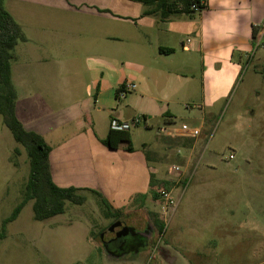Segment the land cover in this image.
<instances>
[{
    "label": "crops",
    "instance_id": "obj_1",
    "mask_svg": "<svg viewBox=\"0 0 264 264\" xmlns=\"http://www.w3.org/2000/svg\"><path fill=\"white\" fill-rule=\"evenodd\" d=\"M203 4L205 8L200 13L163 16L159 13L146 15L144 4L130 0L5 1L7 10L23 28L27 40L22 43L29 48V62L17 69L12 66L17 117L25 129L42 136L51 147L49 160L55 184L62 188L97 191L113 209L127 217L145 211L150 203H154L155 168L152 163H155L148 156L151 150L144 148L140 153L134 147V151L129 152L127 144L112 150L103 143L111 130V119H134L115 107L116 101L105 88L112 83L119 85L115 97L121 98L117 92L129 84L130 76L120 68L129 61L108 54L113 50L114 40L128 35L141 38L138 52L141 56V116L145 121V137L155 130L159 137L152 144L159 145L155 151L162 145H197L201 135L196 138L169 137L161 132L163 127L177 126L171 106L183 101L187 94L193 97L194 87L198 85L200 92L197 91L195 96L201 101L203 119L196 127L202 129L213 110L220 108L231 95L243 70V60H251L254 45L264 33V0H203ZM81 23H85V30L88 29L90 43L100 42L106 51L90 64L91 83L86 88L88 99L93 101L72 116L55 104H83L77 99V88L81 84L73 73L75 65L59 60L49 62L47 55L64 53L68 46L76 45L75 39L84 32ZM187 48L190 49L187 54L197 55L198 62L185 59L179 65H172L169 61L172 56L179 51L185 54ZM259 59L264 60V52L260 53ZM34 70H51L49 76L53 81L44 74H41L42 80L37 81ZM60 71H68V75L62 76ZM141 145H148V141H142ZM214 180V176H203L198 182L206 187L205 183ZM188 184L187 178L184 189L175 188L171 190L172 195L179 191L182 196ZM159 199L154 200L158 203ZM177 208L178 204L168 212L162 209L161 212L169 214L170 221ZM129 227L141 232L135 226ZM81 229V242L87 241L101 252L96 234L90 229ZM149 233L147 243L151 245L155 228ZM175 245V241L167 240L164 246L155 247L165 264H212L210 255L203 251L180 253L175 251ZM143 249L139 244L119 259L133 255L136 262Z\"/></svg>",
    "mask_w": 264,
    "mask_h": 264
},
{
    "label": "rangeland",
    "instance_id": "obj_2",
    "mask_svg": "<svg viewBox=\"0 0 264 264\" xmlns=\"http://www.w3.org/2000/svg\"><path fill=\"white\" fill-rule=\"evenodd\" d=\"M81 25L84 32L79 34V39H75L76 45L68 46L64 53L47 55L49 62L59 60L75 65L73 73L76 76H70H75L81 84L77 88V99L83 104H55L72 116L77 110L83 111L93 101L88 99L86 88L91 83L90 64L96 56L106 51L100 42L94 45L93 41L90 43V35L86 32L88 29H84L85 23ZM140 40L131 35L114 40L113 50L108 54L129 61L120 71L129 74L128 83H135L136 89L119 99L115 97L119 85L113 86L112 83L105 88L116 101L115 107L122 110L125 116L142 119L141 125L130 132L133 146L140 153L144 148L151 150L148 156L155 163L152 166L155 168L156 191L162 187L161 184L170 191L175 188L183 190L188 178L185 193L181 196L177 191L173 195L178 204L176 214L170 221L169 214H162L161 209L164 210L167 204L160 196L159 202L153 198L154 203H150L145 211L131 213L129 217L123 216L117 220L137 227L146 239H149V232L155 227L151 245L143 249L136 263L133 255H125L122 259L106 256L101 235L116 221L107 216L97 194L84 192L88 200L85 204L67 202L65 214L45 221L35 220L34 201H30L17 220L7 225L6 237L0 240V264H165L155 247L164 246L167 240L175 241L174 249L180 253L203 251L210 255L212 264H224V260L225 264H263L264 60L259 59V55L264 52V33L254 45L251 60H243V70L231 95L220 108L213 110L202 127L197 145H162L157 151L155 149L159 145H152L159 140L155 130L146 134V137L143 132L141 56L138 52ZM19 45L14 51L12 63L16 69L29 62L28 46L22 42ZM189 50L185 49V54L177 52L169 61L172 65H179L185 59L198 62L197 55L187 54ZM50 72L34 70V77L37 81L42 80L41 74H44L52 82ZM60 73L62 76L68 75V71ZM194 88L195 94L200 92L198 85ZM195 94L193 97L187 94L183 101L171 106L176 116L175 125L185 123L191 127L200 126L203 110ZM145 140L148 145H141ZM231 155H234L233 159H230ZM173 166L180 167V171H175ZM29 175L27 150L16 142L0 115V233L3 222L23 200ZM203 176H214L215 180L202 187L198 180ZM157 221L164 223L163 233ZM148 226L150 230L146 233ZM82 227L96 234L101 252L87 241L81 242Z\"/></svg>",
    "mask_w": 264,
    "mask_h": 264
},
{
    "label": "trees",
    "instance_id": "obj_3",
    "mask_svg": "<svg viewBox=\"0 0 264 264\" xmlns=\"http://www.w3.org/2000/svg\"><path fill=\"white\" fill-rule=\"evenodd\" d=\"M5 1L0 0V115L4 124L12 132L16 142L26 148L30 160V175L25 187L23 200L15 208L11 216L3 222L0 240L6 237L7 225L17 220L23 208L30 201H34L33 211L35 220L45 221L65 214L67 202L75 205L85 204L87 198L83 193L92 192L101 197L107 216L114 218V221L123 218L122 212L113 209L107 200L97 191L75 187L62 188L55 184L49 160L51 147L42 136L25 129L18 119L16 112L17 91L12 78V63L15 59L14 51L17 45L21 42H26L27 38L22 26L7 10ZM130 1L144 4L147 7L145 11L146 15L158 13L163 16L174 13L192 14L195 13L192 9V6L195 4L202 6L203 9L205 8L204 4H201L203 0ZM169 51L173 52V50ZM123 87L118 90L117 94L122 91ZM103 143L112 150H117L121 144H127L126 149L129 152L134 151L129 131H115L111 129L106 139L103 140ZM153 196L156 199L160 197L159 193L155 191H153ZM157 225L160 228V232L163 233L164 223L157 221ZM107 228H104V230ZM96 239L98 238L96 237Z\"/></svg>",
    "mask_w": 264,
    "mask_h": 264
},
{
    "label": "built area",
    "instance_id": "obj_4",
    "mask_svg": "<svg viewBox=\"0 0 264 264\" xmlns=\"http://www.w3.org/2000/svg\"><path fill=\"white\" fill-rule=\"evenodd\" d=\"M203 5V1L201 3ZM192 9L195 13H200L203 8L202 6L195 4L192 6ZM191 40H188V43H190ZM136 84H128L125 85V88L120 92L119 96L123 97V95L129 91L136 89ZM142 119L139 117L132 119L131 121H120L117 118L111 119L110 126L112 130L115 131H131L133 128L139 127L141 125ZM161 132L169 137H178V136H184V137H190V138H196L201 135V129L198 127H191L188 124H182L181 126H169V127H163L161 129ZM234 155L230 156V159H233ZM173 169L175 171H180V167L173 166ZM158 193L160 196L166 201L167 207L164 208V212H167V210L174 209L177 206V202L172 195V192L168 190L164 185L158 190Z\"/></svg>",
    "mask_w": 264,
    "mask_h": 264
},
{
    "label": "water",
    "instance_id": "obj_5",
    "mask_svg": "<svg viewBox=\"0 0 264 264\" xmlns=\"http://www.w3.org/2000/svg\"><path fill=\"white\" fill-rule=\"evenodd\" d=\"M136 235L141 238V232L126 225L125 221H116L101 235L103 249L108 257L118 259L136 247L133 242L130 243Z\"/></svg>",
    "mask_w": 264,
    "mask_h": 264
},
{
    "label": "flooded vegetation",
    "instance_id": "obj_6",
    "mask_svg": "<svg viewBox=\"0 0 264 264\" xmlns=\"http://www.w3.org/2000/svg\"><path fill=\"white\" fill-rule=\"evenodd\" d=\"M149 230H150V227L148 226V229H147L145 232L148 233ZM133 237H134L133 240H132L131 242H130V240H129V242H130V243L133 242V244H134L135 246L141 244V248H144V249H145V247L149 245V243H147V241H148L149 239H146V238L143 236V232H142V231H141V238H139L137 235H136V236H133Z\"/></svg>",
    "mask_w": 264,
    "mask_h": 264
}]
</instances>
